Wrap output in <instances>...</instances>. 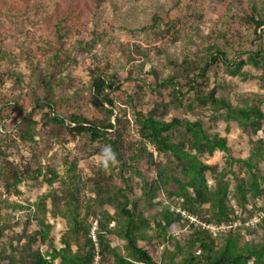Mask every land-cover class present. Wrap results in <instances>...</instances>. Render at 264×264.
I'll return each mask as SVG.
<instances>
[{
    "label": "trees",
    "instance_id": "16d2710c",
    "mask_svg": "<svg viewBox=\"0 0 264 264\" xmlns=\"http://www.w3.org/2000/svg\"><path fill=\"white\" fill-rule=\"evenodd\" d=\"M248 9L242 17L245 22L255 29L264 26V9L259 0H251ZM244 53L245 58H228L222 48L208 44L197 56H201L202 64L194 73L189 67H184L185 83L177 78L163 79V88L172 86L168 100L159 113L155 109L146 113L135 111L133 118L138 136L135 140L127 134L128 119L115 115L114 122L110 121L114 108L110 93L118 90L119 86L115 76L105 75L100 69L91 72L89 102L103 113V120H91L73 112L68 115L66 123L64 117L52 111L42 113L41 124L44 127L54 126L67 134L84 137L95 144L99 148L96 151L102 155L105 147L110 146L116 158L107 166L102 163L95 174L86 179L79 174L76 159L62 160V174L47 167L50 177L46 176L44 180L49 185L58 181V186L32 203L20 231L13 229L18 222L10 225L7 213L1 210L4 206L15 209L23 205L0 199V264H90L94 255L90 237L93 220L98 224L97 237L103 262L110 257L113 264H264V241L250 238L240 243L242 232L254 231L264 219L253 227H235L216 237L194 225L188 227L191 231L183 242L171 235L177 223L187 226V222L169 209L170 204H178L201 219L216 224L236 219L244 221L260 208L254 199L264 196V188L261 187L264 177L259 174L258 167L264 160V94H240L232 102L225 91L210 89L205 92L200 83L209 81L210 69L220 64L226 75L241 80L256 78L260 88L264 89V48L255 47ZM185 59L195 63L190 58ZM246 64L260 73L249 74L243 70ZM151 72L157 77L153 69ZM213 74L214 85H223L217 80V72ZM42 81L46 83L45 79ZM184 85L187 87L183 91ZM186 93H192V98L183 105L181 100ZM35 98L37 102L39 97ZM47 104L50 105L48 102L44 105ZM195 107L202 113L209 111L211 123L218 120L227 124L235 122L250 138L249 156H228V167L219 170L217 165L206 163L202 155H212L216 150L228 153L229 146L225 136L209 131L200 115L194 119L185 115L194 112ZM170 109H173L171 115L166 117ZM34 124L28 119L20 132L22 140L32 139L31 125ZM258 132L263 136L253 140ZM3 152L0 149L1 155ZM158 154L160 159L156 158ZM232 162L241 164L247 176H238L230 167ZM30 168L26 165L20 169L9 164L1 173L6 180L5 186L12 187L27 173L35 175L41 171ZM207 172L215 181L212 187L208 185ZM228 174L233 176V193L239 207L246 209L245 214L239 212L238 207L228 205ZM48 199L49 207L46 204ZM155 199L160 209H154ZM165 199L167 203H163ZM250 199L253 204H249ZM205 204H208L205 210L208 215L202 210ZM47 214L63 219L65 230L59 238V247L50 244V249L41 251L34 243L38 238L42 242L48 239L52 226ZM31 222L35 223L32 231L28 230ZM152 228L154 233H150ZM157 239L165 243L158 256L153 254ZM113 240H121L122 243L112 245ZM139 241L144 245H139Z\"/></svg>",
    "mask_w": 264,
    "mask_h": 264
},
{
    "label": "rangeland",
    "instance_id": "374dc122",
    "mask_svg": "<svg viewBox=\"0 0 264 264\" xmlns=\"http://www.w3.org/2000/svg\"><path fill=\"white\" fill-rule=\"evenodd\" d=\"M250 1L0 0V149L4 151V155L0 154V199L23 205L15 209L4 206L1 210L7 213L10 225L18 222L13 229L20 231L32 203L58 186V181L49 185L44 180L46 176L50 177L47 167L62 174V160L76 159L77 170L86 179L102 165V154L96 151L99 148L95 144L54 126L44 127L42 113L52 111L64 117L66 123L73 112L91 120H103V113L89 102L91 72L100 69L105 75L115 76L119 86L110 93L114 103L110 121L114 122L115 115L128 119L127 134L131 139H137L135 111L146 113L155 109L159 113L172 87L163 88L161 81L171 77L185 83L184 67L194 73L202 64L201 56H197L208 44L222 48L228 58H245V50L264 48V26L255 29L242 18L249 10ZM259 2L264 9V0ZM185 58L195 63H189ZM243 70L251 75L260 73L250 64L243 66ZM213 72H217V80L223 85H214ZM200 83L205 92L210 89L225 91L232 102L240 94H264L256 78L230 77L220 64L210 69L209 81ZM183 87L184 91L187 86ZM35 97H39L37 102ZM191 98L192 93H186L182 104ZM46 102L50 105H44ZM105 106L109 107L106 103ZM172 110L166 117H170ZM185 115L190 119L200 115L209 131L227 139L229 152L216 150L212 155H202L206 163L217 165L219 170L228 167V156H249L250 138L235 122L227 124L218 120L211 123L209 111L202 113L198 107ZM28 119L35 122L31 125L32 139L22 140L20 132ZM260 136L263 135L258 132L252 139ZM156 158L160 159L161 155ZM9 164L20 169L27 165L41 171L35 175L27 173L19 183L7 188L1 173ZM230 167L238 176H247L241 164L232 162ZM258 167L259 174L264 177V160ZM206 179L209 186H214L210 172L206 173ZM226 179L228 205L238 207L237 210L245 214L246 209L239 207L233 193V176L228 174ZM261 187L264 188V182ZM86 191L89 194V188ZM255 201L263 203L264 196ZM49 203L48 199V207ZM249 204H253L251 199ZM154 209H160L158 203ZM207 209L208 204H205L202 210ZM204 214L208 215L207 211ZM46 217L52 226L48 239L42 242L38 238L34 243L41 251L50 249V244L59 247V238L65 230L63 219L50 214ZM176 227L171 235L183 242L191 230L183 223H177ZM33 229L35 223L31 222L28 230ZM150 233H154L153 228ZM250 238L264 241V222L252 232H242L240 243ZM121 243V240L111 242L112 245ZM138 243L144 245L141 241ZM154 243L153 254L158 256L165 243L160 239ZM104 262L113 264L110 257Z\"/></svg>",
    "mask_w": 264,
    "mask_h": 264
},
{
    "label": "built area",
    "instance_id": "2783aa9c",
    "mask_svg": "<svg viewBox=\"0 0 264 264\" xmlns=\"http://www.w3.org/2000/svg\"><path fill=\"white\" fill-rule=\"evenodd\" d=\"M167 202L168 201L165 199L163 203ZM259 205V210L252 216L246 217L244 221L236 219L228 222H221L218 224L207 222L197 215L187 211L186 209L181 208L178 204H170L169 209L172 212L177 213L184 221H186L187 227H189L190 225L197 226L202 230L207 231L212 237H216L235 227L240 226L242 228H249L260 223L264 219V203H260ZM97 228V220H93L90 227V237L93 241L94 255L90 264H105L100 254V244L97 237Z\"/></svg>",
    "mask_w": 264,
    "mask_h": 264
},
{
    "label": "clouds",
    "instance_id": "9594fccd",
    "mask_svg": "<svg viewBox=\"0 0 264 264\" xmlns=\"http://www.w3.org/2000/svg\"><path fill=\"white\" fill-rule=\"evenodd\" d=\"M115 158L116 157L114 151L110 146H106L102 155V163L104 164V166H107L109 163L115 161Z\"/></svg>",
    "mask_w": 264,
    "mask_h": 264
}]
</instances>
